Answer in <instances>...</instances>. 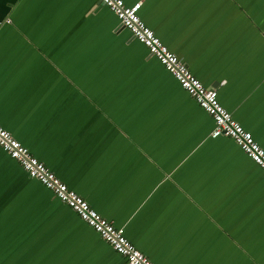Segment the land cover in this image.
<instances>
[{
	"label": "crops",
	"instance_id": "1",
	"mask_svg": "<svg viewBox=\"0 0 264 264\" xmlns=\"http://www.w3.org/2000/svg\"><path fill=\"white\" fill-rule=\"evenodd\" d=\"M264 150V0H122ZM98 0H0V127L154 264H264V173ZM0 149V264H123Z\"/></svg>",
	"mask_w": 264,
	"mask_h": 264
},
{
	"label": "built area",
	"instance_id": "2",
	"mask_svg": "<svg viewBox=\"0 0 264 264\" xmlns=\"http://www.w3.org/2000/svg\"><path fill=\"white\" fill-rule=\"evenodd\" d=\"M118 19L123 28L141 43L148 54L153 56L172 75L179 86L203 109L213 121L211 138L228 137L264 173V150L250 132L236 122L231 114L219 103L215 89L206 88L190 72L186 64L155 36L140 19L141 3L127 6L122 0H98ZM0 149L15 160L24 172L48 189L56 199L69 207L86 225L92 228L112 250L124 259L123 264H154L145 257L117 228L94 211L89 204L61 182L44 164L34 158L27 149L0 127Z\"/></svg>",
	"mask_w": 264,
	"mask_h": 264
},
{
	"label": "water",
	"instance_id": "3",
	"mask_svg": "<svg viewBox=\"0 0 264 264\" xmlns=\"http://www.w3.org/2000/svg\"><path fill=\"white\" fill-rule=\"evenodd\" d=\"M99 3L102 4L100 1H99ZM102 5H103V4H102ZM120 26H121V24H120Z\"/></svg>",
	"mask_w": 264,
	"mask_h": 264
}]
</instances>
